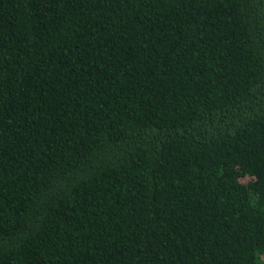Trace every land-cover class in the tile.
Wrapping results in <instances>:
<instances>
[{
	"label": "trees",
	"instance_id": "16d2710c",
	"mask_svg": "<svg viewBox=\"0 0 264 264\" xmlns=\"http://www.w3.org/2000/svg\"><path fill=\"white\" fill-rule=\"evenodd\" d=\"M0 264H264V0H0Z\"/></svg>",
	"mask_w": 264,
	"mask_h": 264
}]
</instances>
